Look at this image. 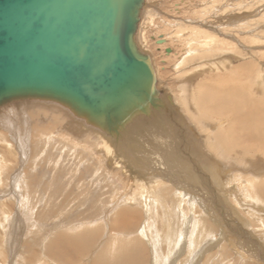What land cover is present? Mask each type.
Returning a JSON list of instances; mask_svg holds the SVG:
<instances>
[{
    "label": "rangeland",
    "instance_id": "374dc122",
    "mask_svg": "<svg viewBox=\"0 0 264 264\" xmlns=\"http://www.w3.org/2000/svg\"><path fill=\"white\" fill-rule=\"evenodd\" d=\"M144 7L136 15V43L173 108L137 129L145 150L128 149L124 139L109 161L91 139L85 143L83 130L81 136L66 131L67 120L43 124L44 115H35L23 122L32 104L2 112L0 119L13 116V125L0 126V264H105L119 259L122 239L139 248L141 264H264V143L240 141L245 126L231 131L226 111L236 93L238 104L263 112L264 127V0H146ZM39 107L47 117L65 114ZM174 153L178 166L166 159ZM138 163V172L130 169ZM55 168L62 171L58 178L51 175ZM73 174L80 181L71 184ZM44 187L60 188L62 196L47 200ZM123 218L127 229L125 222L111 228ZM79 226L96 228L80 256L48 246L52 235L67 237Z\"/></svg>",
    "mask_w": 264,
    "mask_h": 264
},
{
    "label": "water",
    "instance_id": "95a60500",
    "mask_svg": "<svg viewBox=\"0 0 264 264\" xmlns=\"http://www.w3.org/2000/svg\"><path fill=\"white\" fill-rule=\"evenodd\" d=\"M141 1L0 0V104L55 98L91 115L124 107L155 79L131 45Z\"/></svg>",
    "mask_w": 264,
    "mask_h": 264
},
{
    "label": "bare ground",
    "instance_id": "6f19581e",
    "mask_svg": "<svg viewBox=\"0 0 264 264\" xmlns=\"http://www.w3.org/2000/svg\"><path fill=\"white\" fill-rule=\"evenodd\" d=\"M146 3V0H143L141 1V3L139 4V6H137L134 10L138 9L140 13L143 12V10H145L144 12H147V10L145 9L144 5ZM143 16V15H142ZM150 23V22H149ZM136 34V31L133 33V35L131 36V45L133 47V51L137 54V55H140L144 58H147V60L149 61V64L151 66V69L153 71V73L155 72L154 70V67H153V63L151 61V58L149 57L148 54H146L145 52H143L141 50V48H139L138 44L136 43V40H137V36L135 35ZM209 66V65H208ZM214 66V65H213ZM201 74V73H200ZM145 83V84H144ZM143 85L141 86V90L140 92L137 93V95H133L132 98H130V100L127 101V103L125 104L124 107L122 108H119L117 111H113V112H110V113H106V114H100V115H91L90 113L86 112V111H83L81 109H78L76 108L75 106L65 102V101H61L59 99H55V98H42V97H34V98H26V99H20V98H16V99H12L10 102H3L0 104V114L4 111H7V113L10 115L14 112V110H17L18 108H20L19 110L21 111L23 109V107L26 105V104H32L33 107H30L29 109L32 110V108H34V110H32L31 112H29L28 114L25 113L24 115V118H22V121L23 122H28V121H32V117H34L35 115H38V116H43L44 115V118L42 119V123L43 124H46V123H52V125L55 124V121L56 123L58 121H61L59 119H63V120H67L65 122V130L69 132H71L72 134H74L75 136H81L80 135V132L81 130H83L82 132V138H86V141L85 143L88 144L89 140L93 142V144L96 146V150H98L99 152H101V149L102 151L104 152L105 154V158L106 160H110L114 155H113V150L114 149H117V151L119 152V150L122 149V147H125L126 144L128 147V149L132 150V151H143L145 149H143L144 147L140 146V138H136L135 136L137 135L136 132L137 129L139 127H141L144 123H148V121H153V120H160V119H163L164 116H168V112L171 108H173V101H172V98L168 95V94H165L164 92H162L164 95H161V91L159 89H157V81H156V76H155V79L154 80H150V81H146L144 82ZM199 85V84H198ZM227 85V84H226ZM224 86V85H223ZM200 87V85H199ZM198 87V88H199ZM230 88V87H229ZM208 89V88H207ZM232 92V91H231ZM213 93V92H212ZM234 93V91H233ZM231 94V93H230ZM203 96V94H202ZM212 96H214V94H212ZM205 97V96H204ZM208 96H206L207 98ZM219 98V97H218ZM217 98V99H218ZM223 98V96H222ZM237 99H238V96L237 94L235 93V98L232 100L233 102V106L231 108H227L226 111L228 112V114L231 115V129L229 127V129L231 131H235L236 130V124L240 125V123L242 125L245 126V128H241L239 129V132H237L236 136H239V140L241 141H244V143L247 141V142H252V143H264V127H261L262 123V119H261V116L263 114V112H261L259 109H255L253 110V107H250L247 103H245V105H242V104H238L237 103ZM216 100V98H215ZM44 103V104H41V103ZM218 103H220V101H217ZM215 104V103H214ZM221 104V103H220ZM40 105H45V106H52V107H56V108H59L61 111H63L65 114H62L60 113L59 111H57L58 113L57 117L53 118L54 116H50V117H47L48 115H45V113L43 112V110L41 109V107H39ZM200 105V103L198 104ZM212 105V104H211ZM207 106V104H206ZM201 107V106H200ZM203 108V107H202ZM259 108V107H258ZM29 110V111H30ZM45 110V109H44ZM237 110V111H236ZM243 110H246V111H243ZM42 115H40L38 112ZM216 111V110H215ZM214 111V112H215ZM223 111H225L224 109L221 110L216 113V114H224ZM244 113H242V112ZM200 112H203L202 109ZM217 112V111H216ZM242 113V114H241ZM6 114V113H4ZM215 114V113H214ZM9 115H6L4 116L5 119H0V126H3L5 128L7 127H11L10 125L8 124H11V121H12V118L13 116H9ZM253 115H256L255 117H258V123L255 121V119H253ZM8 116V117H7ZM223 116V115H222ZM57 118V119H56ZM239 118H242L243 120H239ZM21 121V123H23ZM62 122V121H61ZM256 123L257 125H260V126H257L254 124ZM57 124H60V123H57ZM252 124L254 126H252ZM56 125V124H55ZM241 125V126H242ZM18 126V125H17ZM230 126V125H228ZM25 127V126H24ZM54 127V126H53ZM57 127V126H56ZM55 127V128H56ZM217 127V126H215ZM243 127V126H242ZM60 128V126H59ZM187 128V127H186ZM228 128V127H227ZM3 129V128H2ZM10 129V128H8ZM7 129V130H8ZM27 129V128H26ZM28 130V129H27ZM118 131V132H117ZM184 131V130H182ZM228 130H226L227 132ZM186 132V131H185ZM180 133V132H179ZM184 133V132H183ZM220 133V132H219ZM231 133V132H230ZM233 133V132H232ZM235 133V132H234ZM120 134V135H119ZM165 134V132H164ZM163 135H159L157 141L158 143L162 144L164 140L163 138ZM226 134V133H225ZM131 136L133 137V142L134 143H131L129 142V138L128 136ZM223 135V134H222ZM234 135V134H232ZM25 136V135H24ZM126 138H125V137ZM140 136V135H139ZM225 136V135H223ZM222 136V137H223ZM87 137L89 138V140L87 139ZM124 137V138H123ZM174 137V136H173ZM220 137V134L217 135V139ZM222 137H220L219 139H221ZM169 138V137H167ZM195 138V137H194ZM232 138V137H231ZM235 138V137H234ZM128 141L126 144L124 143L125 140ZM226 139V138H225ZM229 139V138H228ZM236 139V138H235ZM195 140V139H193ZM167 142H169V140H167ZM195 142V141H194ZM192 141V143L195 145ZM246 142V143H247ZM91 143V142H89ZM231 143V142H230ZM243 143V144H244ZM173 144V142H172ZM191 144V143H190ZM241 144V143H240ZM249 144V143H248ZM221 145V142L220 144ZM238 145V144H237ZM91 146V145H90ZM226 146V145H225ZM228 146V145H227ZM253 146V145H252ZM251 146V147H252ZM258 146V145H257ZM189 147V146H188ZM245 147V146H243ZM242 146L240 148H243ZM92 148V147H91ZM192 148V147H190ZM223 148V147H222ZM229 149L231 148L228 147ZM235 148H238L235 146ZM260 148V147H259ZM264 149V146L261 147ZM260 148V149H261ZM217 149V148H216ZM224 149V148H223ZM233 150V149H232ZM249 150V149H248ZM262 150V149H261ZM94 151V150H93ZM197 151V150H196ZM222 151V150H221ZM223 152V151H222ZM234 154V153H233ZM174 154H171V155H167L166 159H168V161L170 162L169 164L171 165H174V166H178L179 163L177 162V158L174 159ZM220 156L221 158L224 156V154L220 153ZM117 157V156H116ZM117 159L119 161H121L120 163L122 164L123 167L125 166H129V161L125 160V159H119V157H117ZM229 161V160H228ZM234 161V160H233ZM237 161V160H236ZM235 161V162H236ZM226 162V161H225ZM231 163V162H230ZM116 165H118V162H116ZM134 165L138 166V164H131L130 165V169L132 170H139V168L135 167ZM154 165V164H153ZM140 166V165H139ZM138 166V167H139ZM252 166V165H251ZM129 168V167H128ZM127 168V169H128ZM56 169V168H55ZM153 169V168H152ZM155 169V168H154ZM50 171V170H49ZM125 171V170H124ZM186 171V170H185ZM133 172V171H132ZM138 172V171H137ZM147 173V172H146ZM52 174H55L54 175V178H56L57 176H59V174H62V171H60V169H56L55 171H53L51 173ZM88 174V173H86ZM134 174V173H133ZM151 174V173H150ZM153 174V172H152ZM156 175V173H155ZM83 173H82V177L83 178ZM70 178L72 181H71V184H73L74 181L77 182L80 181V179L78 178V176L75 177V174L73 175H70ZM137 177V176H136ZM58 178V177H57ZM138 179V178H137ZM152 179V178H151ZM52 180V179H51ZM57 180V179H56ZM58 181V180H57ZM150 182V181H149ZM153 182V181H151ZM140 183V182H138ZM136 184V183H135ZM250 184V183H249ZM254 185V184H253ZM141 186V185H140ZM103 187V186H102ZM113 187V186H112ZM125 187V186H124ZM43 189V195H46V199L47 200H55V199H58L59 196H62V193H61V190L60 188H56L55 190H52L50 189L48 191V189ZM74 189V188H73ZM252 189V188H251ZM91 191V190H90ZM253 193V191H252ZM256 194V193H255ZM70 196V195H69ZM91 196V195H90ZM88 197V195H87ZM72 199V198H71ZM65 200V199H64ZM73 200V199H72ZM86 200V198H85ZM131 202L133 199H130ZM60 203V202H59ZM87 203V202H86ZM136 206V205H135ZM63 208V207H62ZM136 208V207H135ZM48 209V208H47ZM46 209V212L49 210ZM64 210V209H63ZM57 211V210H56ZM71 211V210H70ZM148 211V210H147ZM45 212V213H46ZM65 212V210H64ZM133 212V211H132ZM131 212V213H132ZM136 212V210H135ZM53 213V212H52ZM58 213V212H57ZM63 213V212H62ZM62 213H61V217H62ZM73 214V213H72ZM47 215V214H45ZM50 215V214H49ZM57 215V214H56ZM91 215V214H90ZM88 216V219L89 221L92 220V217H93V213L91 216ZM39 216V215H38ZM37 216V217H38ZM43 216V215H42ZM64 216V215H63ZM117 216V215H116ZM115 216V217H116ZM123 216V215H122ZM128 216V215H127ZM138 216V215H137ZM147 216V215H146ZM150 216V214H149ZM68 217V216H67ZM72 217V216H71ZM83 217V216H82ZM98 217V216H97ZM124 217V216H123ZM77 218V217H75ZM84 218H87V217H83V218H79V225H80V221ZM107 218V217H106ZM121 218V217H120ZM53 219V218H52ZM64 219V218H61V220ZM67 219V218H66ZM74 219V217H73ZM78 219V218H77ZM118 219V218H117ZM116 219V220H117ZM37 220V219H36ZM126 220L129 221L127 218L123 220L121 219V221H123V223L120 221L119 223L118 222H115L114 226L111 227L113 229H121V224H124V222L126 223ZM83 221V220H82ZM119 221V220H118ZM131 221V220H130ZM64 222V221H63ZM76 222V221H75ZM91 222V221H90ZM106 223V222H105ZM121 223V224H120ZM72 224V223H71ZM100 224H103V223H100ZM112 224V225H113ZM148 224V223H147ZM64 225V224H63ZM81 225H83V223H81ZM105 225V224H104ZM111 225V224H110ZM130 225V222H127L123 229L124 228H128V226ZM38 226V225H37ZM65 226V225H64ZM100 226V225H99ZM108 226V225H107ZM121 226V227H120ZM162 226V225H161ZM98 227V226H97ZM141 227V226H140ZM143 227V226H142ZM172 227V226H171ZM70 228V226H69ZM72 228V226H71ZM79 228H82V226H79ZM108 228V227H107ZM110 228V229H111ZM126 228V229H127ZM146 228V227H145ZM151 228V227H150ZM96 229V228H95ZM95 229L94 230H89V229H80V230H77V231H74L75 228L73 229L74 233H71L69 234L68 232V236L65 237L63 236L62 234H57L56 235H52L50 237V239L48 240L47 244L50 248H53L55 246H57L58 248H63V249H68V250H71V251H74V252H77V256H80V253L83 252L85 249H86V246H87V243H88V240H90L89 238L91 236L94 237V233L95 232ZM109 229V228H108ZM109 229V230H110ZM72 230V229H71ZM100 230V229H99ZM107 230V229H106ZM139 230V229H138ZM146 230V229H145ZM93 231V232H92ZM108 231V230H107ZM144 231V230H143ZM141 231V233L143 232ZM46 232V231H45ZM93 234H92V233ZM110 232V231H109ZM122 232V231H120ZM119 232V233H120ZM64 233V232H62ZM158 233V232H157ZM39 234V233H38ZM46 234V233H45ZM117 234V231L116 233ZM123 234V233H122ZM167 234V233H165ZM41 235V234H40ZM113 236H116L114 235V233L112 234ZM121 234L117 235V236H120ZM158 235V234H157ZM38 236V235H37ZM153 236V235H151ZM168 236V235H167ZM113 238H116L118 239V237H113ZM125 238V237H124ZM165 238V237H164ZM163 238V240H165ZM92 239V238H91ZM149 239V238H148ZM4 240V239H3ZM39 240V239H38ZM38 240L37 238H35L34 242L32 244L35 243V245L38 243ZM125 241V242H122V241ZM117 241V240H116ZM121 242H118V243H121L119 244V246L121 245L120 248H122V250H120L118 248V252L116 253V256L114 257H118L119 259L118 260H112V262H108V263H105V264H141L140 261H141V257H137V254H138V247H130V242H127L126 239H122L120 240ZM90 242V241H89ZM139 242V241H138ZM39 244V243H38ZM37 244V245H38ZM106 244V243H105ZM36 245V246H37ZM90 245V244H89ZM88 245V246H89ZM93 245V244H92ZM3 246V245H2ZM105 246V245H104ZM108 246V245H107ZM77 248H80L78 251H76ZM93 248V247H92ZM137 248V249H136ZM94 249V248H93ZM0 250H2L1 246H0ZM136 250V251H135ZM108 251V249H107ZM106 251V252H107ZM140 252H141V248H140ZM88 253V252H87ZM103 253V252H102ZM3 252L0 254V257L2 256ZM68 254V253H66ZM70 254V253H69ZM72 254V253H71ZM70 256V255H69ZM82 256V255H81ZM101 256V255H100ZM111 256V255H110ZM73 257V256H72ZM97 257V256H95ZM94 257V258H95ZM105 257V256H104ZM93 258V260H94ZM102 258V257H101ZM114 259V258H113ZM83 260V259H82ZM106 260V259H105ZM155 260V259H154ZM62 261V260H61ZM81 261V260H80ZM82 262V261H81ZM92 262V261H91ZM33 263V262H32ZM67 263V262H66ZM80 263V262H79ZM103 263V261H102ZM70 264H72L70 262ZM93 264V263H92ZM96 264V261L95 263Z\"/></svg>",
    "mask_w": 264,
    "mask_h": 264
}]
</instances>
